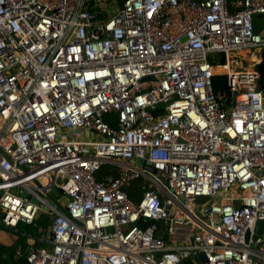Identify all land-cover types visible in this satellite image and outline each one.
<instances>
[{
    "label": "built area",
    "instance_id": "obj_1",
    "mask_svg": "<svg viewBox=\"0 0 264 264\" xmlns=\"http://www.w3.org/2000/svg\"><path fill=\"white\" fill-rule=\"evenodd\" d=\"M114 2L0 0V229L49 222L18 264H264V0Z\"/></svg>",
    "mask_w": 264,
    "mask_h": 264
},
{
    "label": "trees",
    "instance_id": "obj_2",
    "mask_svg": "<svg viewBox=\"0 0 264 264\" xmlns=\"http://www.w3.org/2000/svg\"><path fill=\"white\" fill-rule=\"evenodd\" d=\"M123 4V2H122ZM261 62L257 66V70L260 73L261 79H264V52L260 55ZM214 86L217 90L221 88V90L225 89V77L215 78L213 81ZM109 172V167L104 166L100 169L96 178L101 180L102 177L107 175ZM143 181L142 179L133 181L130 188L128 189L129 198L137 203L140 201V193ZM22 225V224H19ZM18 225L17 231H7L12 234L18 236L17 244L15 246H3L10 245L13 241V237L10 234L0 233V264H18L23 259H25L26 254L28 253L29 247L39 248L41 243L39 242L40 234L39 230H47L49 227L48 218L44 215H41L32 225L24 226V228L20 229ZM6 239V240H5ZM31 241V243H29ZM183 264H191L190 260L184 261Z\"/></svg>",
    "mask_w": 264,
    "mask_h": 264
},
{
    "label": "water",
    "instance_id": "obj_3",
    "mask_svg": "<svg viewBox=\"0 0 264 264\" xmlns=\"http://www.w3.org/2000/svg\"><path fill=\"white\" fill-rule=\"evenodd\" d=\"M138 162H140V161L138 160ZM51 192H52V195L54 197H58L59 194L61 193V190H59V189L56 190L55 188H52ZM25 195H26V193L23 192L22 196L25 197ZM32 203L33 204H38V201L36 199H32ZM147 224H148V222H146L145 224L143 223V224H141V227L145 228L147 226ZM263 231H264V221H258L257 224H256V228H255V237H254V239H256L257 236H261ZM197 257H198V259H199V261L201 263H204L205 257H204L203 254H199Z\"/></svg>",
    "mask_w": 264,
    "mask_h": 264
},
{
    "label": "rangeland",
    "instance_id": "obj_4",
    "mask_svg": "<svg viewBox=\"0 0 264 264\" xmlns=\"http://www.w3.org/2000/svg\"><path fill=\"white\" fill-rule=\"evenodd\" d=\"M124 0H116V2H114V3H111L110 4V6H109V8H108V12L109 13H113L114 12V10H117L118 8H121V6H122V2H123ZM161 182L163 183V180L161 179ZM139 197H141V193H140V196ZM205 202V200H204V198H199V199H196V202L195 203H198V204H203ZM20 226V229L22 228H24V226H22V225H19ZM19 228V227H18ZM6 240V239H5ZM0 245H2V244H0ZM3 246H7V245H3Z\"/></svg>",
    "mask_w": 264,
    "mask_h": 264
},
{
    "label": "crops",
    "instance_id": "obj_5",
    "mask_svg": "<svg viewBox=\"0 0 264 264\" xmlns=\"http://www.w3.org/2000/svg\"><path fill=\"white\" fill-rule=\"evenodd\" d=\"M0 233H3V234H10V235L13 237V241L11 242L10 245H7V247L15 246V245L17 244L18 236L12 234L11 232H7V231H5V230H1V229H0Z\"/></svg>",
    "mask_w": 264,
    "mask_h": 264
},
{
    "label": "bare ground",
    "instance_id": "obj_6",
    "mask_svg": "<svg viewBox=\"0 0 264 264\" xmlns=\"http://www.w3.org/2000/svg\"><path fill=\"white\" fill-rule=\"evenodd\" d=\"M41 182L44 183L45 181L42 179Z\"/></svg>",
    "mask_w": 264,
    "mask_h": 264
}]
</instances>
